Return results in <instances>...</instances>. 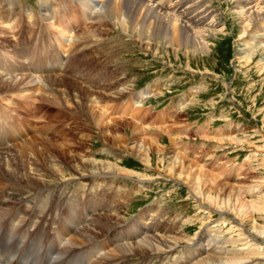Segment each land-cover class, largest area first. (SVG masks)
Wrapping results in <instances>:
<instances>
[{
  "label": "rangeland",
  "instance_id": "1",
  "mask_svg": "<svg viewBox=\"0 0 264 264\" xmlns=\"http://www.w3.org/2000/svg\"><path fill=\"white\" fill-rule=\"evenodd\" d=\"M12 1H15L11 6L13 14L15 9H19L16 16H12L6 23L13 24L12 27H9L7 31L0 29V69L8 66L9 61L12 62V59L16 58L14 45L21 42V47L29 49L25 64L27 68H22L13 61V68L7 71L3 69L5 74L3 76L10 80L15 78L20 83V89L23 87L22 83L24 85L25 82L34 80L36 77L42 78L41 82L44 83H42V90L38 92L31 90V92L0 93V111H3L0 112V148L15 154L16 150L22 151L19 145L24 144L26 140H34L40 146L39 139L46 136L54 144L52 147L57 146L55 149L58 150L55 154L60 157L59 159L64 160L65 157L94 159L99 161L98 163L104 162L103 167L107 165L118 167L114 170L115 172L113 171V176L116 175L114 178L101 165L97 170H91L90 175L107 176L99 187L88 190L95 182L94 178L89 176L90 182L86 181L78 187L70 179L78 177L77 174H82L83 171L73 172L74 163L67 165L64 163V176L45 177L48 181L61 183L50 186L57 189L49 188L47 191L62 193L58 187H63L61 190L64 189L67 196L80 191L84 200L88 195L87 192L100 191L99 195H101L102 189L105 191L112 187L109 190L111 194L114 192L130 194V201L123 208L127 210L125 215L127 221L136 218L148 208L158 211V218L160 217L164 226L162 232L165 229L174 230L175 226L178 230L170 234L184 241L181 240L179 248L177 247L171 258L161 256L148 264H171L175 256L179 257L190 246L187 239L197 238V243L201 242L198 237L203 233H206L207 239L210 235H215L221 241H227L226 249L230 251L232 248L248 243L242 236L244 232L241 231L243 228L240 226L243 224L247 230H250L248 225L250 216L234 219L232 213L223 212V214L212 210L214 208L210 205L203 206L201 200L190 193L187 184L177 180V175H172L168 171L170 167L168 162L160 161L162 154L157 152L158 149H164L165 156L169 159L172 152L176 150L184 158L197 165L200 164L202 169L218 177L221 183L219 181L215 186L207 184L206 191L214 186L215 190H221V195L225 196L230 192L231 187H240L244 189L246 200L262 205V197H264V66L262 65L264 39L259 37L255 39L256 41H251L250 44L254 46V50L251 51L253 52L252 60L244 63L240 59L242 55L239 50L243 48V44L244 48L246 47L252 36L245 34L241 37L242 25L241 20L234 13L235 4L231 0H201L207 3L210 11L217 13L220 24L218 30L221 32L208 37L210 50L203 53L197 52L190 46L172 48L167 41L139 40L131 33H124L115 26L114 28L106 20L85 21L81 10L79 8L75 10V4L68 0H50L54 11V19L51 22L42 19L39 0ZM6 3V0H0L2 11L4 10L2 8L7 7ZM65 6H73L72 13L66 11ZM22 7L25 8L23 12H21ZM26 9L31 10L33 16L28 18ZM0 21L3 22V19ZM52 22L55 24V29L51 25ZM144 36V38L148 37L147 34ZM56 38L63 40L59 43L60 46H54ZM255 44L258 46L255 47ZM59 52L60 59L64 62L61 65L60 61V66L52 60ZM31 62L33 65L30 64ZM51 63L53 66L50 65ZM59 79H65L69 91L63 84H58ZM70 81L92 89H97L95 85L102 88L114 83H127L133 90L122 99L105 100L102 103L113 121L102 130L99 121L104 108L91 109L94 113L90 111L88 114L86 95L81 97L78 94V86L75 88V83L69 85ZM53 85L55 87H52ZM149 87L153 88L156 94L146 96L140 104L141 107L134 106L141 110V116L139 115L136 121L132 120L130 110L124 113V109L130 105L129 102L134 96ZM66 91L69 93L67 98L64 96ZM78 95L82 99L78 100ZM82 108L87 112L83 113ZM97 116L100 118V120L97 118L99 121L96 120ZM162 118L163 122L157 125L156 121ZM136 124L143 125L142 129L146 134L142 135V138L150 142L155 141L148 142L147 145L152 150L150 165L130 150V143L139 137L135 131ZM99 130H102L101 133ZM105 133L116 135L119 141L113 140L110 143L103 141ZM28 156L29 161L34 162L30 153ZM38 158V167L42 169L44 161L42 163L41 158ZM25 159L28 161L27 157L23 160ZM6 160L11 159L7 157ZM26 166V172L30 174L36 172L35 166L28 164ZM181 170L177 168L174 171L178 173ZM186 172L185 175L188 174ZM84 174L89 173L84 172ZM55 178H57L56 181ZM65 179L68 181L62 182ZM0 181L3 182L2 179ZM111 182L114 184L107 186ZM3 184L7 183L0 185ZM95 184L98 183L95 182ZM30 191L28 195H25V198L30 201L28 211L39 209L43 202L38 199L33 190ZM25 205H27L26 201ZM261 207L264 208V203ZM82 210L79 207V211ZM11 212H1L0 216ZM51 212L49 209L50 215ZM17 216V222L21 225L28 219H31L34 226L41 225L40 222L33 220L29 212L26 214L17 212ZM253 218L260 226H264V211L254 213ZM75 222L74 220L73 224ZM83 224L87 226L84 219L76 222L74 227L82 229ZM51 231L53 232L52 228ZM59 231L56 233L57 236ZM250 234L252 237L249 236V241H256L253 239L255 235ZM64 235V233L59 235V247L64 243ZM236 242H238L237 245ZM257 245L262 247L256 249L257 255L250 252L243 255L255 258L246 264H264V244ZM239 252L245 253L243 250ZM134 260L136 258L132 259L131 264H141L138 260L135 263Z\"/></svg>",
  "mask_w": 264,
  "mask_h": 264
},
{
  "label": "bare ground",
  "instance_id": "2",
  "mask_svg": "<svg viewBox=\"0 0 264 264\" xmlns=\"http://www.w3.org/2000/svg\"><path fill=\"white\" fill-rule=\"evenodd\" d=\"M68 1L75 4V10L76 8L81 10L83 19H85V21L93 19L100 22L101 20H106L111 23L113 27H118V29L122 32L128 34L131 33L132 35L137 36L139 40L148 39L149 41L152 40L158 42L167 41L172 48H187L190 46L197 52L206 53L210 50V45L207 41L208 37L210 35L214 36L221 33L218 30L220 24L217 19V13L215 11H210V7L206 5V2H203L204 0H156L157 2L153 0ZM231 1L235 4V15L241 20V37L245 34H248V36H252L251 39H253H250L245 48L243 44V48L239 50L241 52L240 55H242L240 59L244 63H249V61L252 60L253 52L251 53V51L254 50L253 44H250L251 41L254 42L256 41L255 39H258L259 37L264 39V0ZM6 2L7 7L2 8L4 9L3 11L0 9V19H3V22L0 21V27H2L0 29H4L3 31H7L9 27H12L13 24L8 25L6 23L11 20L12 16H16L17 10L19 9H15L13 14V8L11 6L15 1L6 0ZM39 5L42 10V19L44 18L46 21L51 22V20L54 19V11L50 0H39ZM64 8L66 11H70V13H72L73 6H65ZM24 9L25 8L22 7L21 12H23ZM26 13L28 18L33 16V12L29 9H26ZM100 17L103 18L101 19ZM51 25H53L55 29V24L53 22ZM146 34L148 37L144 38V35ZM62 41L63 40L56 38V44L54 46H60L59 43ZM242 41H245V39ZM249 45H252V47ZM257 46L258 45L255 44V47ZM14 47L17 55L15 56L16 58H13L12 62L9 61L10 67L8 65L0 69V93H15L18 91L31 92V90L34 92L41 91L43 85L42 83L44 82H41L43 79L40 77L34 78L33 76L34 80L27 82L24 81V85L21 82L23 87L20 89V83H18L15 78L10 80V78L8 79L6 76H3L5 75L3 74V69L7 71L10 68H13L14 62L18 63L22 68H27L25 64L27 63L29 49L21 47V42L18 45H14ZM77 47L80 46L78 45ZM60 56L61 55L59 52V54H56L55 57L52 58V60L55 61V64L58 66H60ZM30 64H32V62ZM63 64L64 62L61 61V65ZM32 65L29 66L31 67ZM50 65L53 66L52 63ZM262 65L264 66V62ZM28 77L30 78V76ZM59 81L60 82L58 84H63L65 89L67 88L69 91L68 83L65 81V79H59ZM73 83H75V88L78 86V94L81 97L86 95L85 101L87 104L86 108L88 114L91 109H103L104 106H102V103L105 100L115 101L122 99L127 93L129 94V92L133 90L129 88L127 83H114L105 85L102 88L95 85L97 89L84 88L80 84L77 85V83L73 81L69 85ZM52 87L55 86L53 85ZM66 92L64 96L67 98L69 93ZM151 94L155 95L156 91L149 87L147 90L134 96L132 101L129 102L131 106L129 105L126 107L124 109V113L130 110L132 120L135 119L136 121V119L139 118L141 110L135 108L134 106L137 105L138 107H141V102L146 99V96ZM79 95L78 100L81 98ZM82 111L84 113L86 110L82 108ZM0 112L2 113L3 111ZM98 113L100 112L98 111ZM108 113L104 108L103 114L101 115V121H99L100 118H98V116L96 117V120L99 119V123L101 122L100 126L102 127V130L103 128L108 127L110 122H113ZM159 122H163V118L156 121L157 125ZM140 126L137 125L135 127V131H137L139 137H136L137 139H134L132 143H130V150H132L133 153H136L139 158L141 157V160L150 165L152 163V150L151 147L149 148L147 146L148 142L150 141L142 138V135L146 133H144L142 129L143 125L141 127ZM157 128L159 129L158 126ZM39 140L41 141L40 146H38L34 140H26L24 144L19 145V149L22 151L19 152V150H16L15 154L2 147L0 148V179L3 180V182L0 181V184L7 183L0 185V213L12 211L5 216H0V242L10 246L8 253L6 254H4L0 248V264H2V262H6L3 260V258L7 260V257H9L8 264H27V261L30 257H32L34 264H131L133 258H136V260H138L141 264H148L151 260L156 258L159 259L161 256H165L166 258L172 257L177 247L179 248L181 240H183L182 238H178L170 234L176 233L178 228L174 226V230L165 229V231L162 232V228L164 226L161 223L162 221H160V217L158 218L159 213L158 211L151 208L144 210L136 218L127 221V218L125 217L127 210H123V208L126 206V203L130 201V194L127 192H122V194L114 192L111 194L109 190L112 187H110L105 191L102 189L101 195H99L100 191H96L97 194L93 192H87L88 195L84 200H82L84 196L82 193H79L80 191H71L73 194L68 196L65 195V190H61L63 187H58L62 193H58L56 191L52 193L50 191L48 192L47 190L49 188H53L50 186L55 184L59 185L61 183H57V178H55L56 182H51L46 180L45 177L51 178L52 175L64 176V163H66V165L68 163H74L73 172L83 171V173H89L88 175L78 173V177H71L70 180L76 183L78 187L82 186L83 183H86V181L89 179V176L94 178V181L98 184L93 182V185L88 190L99 187V184L101 183L103 184V179H105L107 175H90L91 170H97L100 165L103 167L104 162L98 163L99 161L97 162V160L95 161L94 159L83 160L77 159V157H71L70 159L65 157L64 160L59 159L60 157L58 155L56 156L55 154L58 150L55 149L57 146L52 147L54 144H52L49 137L45 136ZM104 140L107 143H110L111 141L113 142V140L119 141L117 136H114L111 133H105L103 141ZM154 142L155 141L150 143ZM159 145L158 147H160ZM59 149L61 150V148ZM175 151L176 150L172 152V155L169 157V159H167L165 156L166 154L164 149L161 148V150L158 149L157 151L158 153L162 154L160 161L165 163L168 162L170 166L168 171L172 175H177V180L185 182L189 187L190 193L195 198L201 200L200 202L203 206L207 204L208 206L210 205L212 208H214L212 210H217L216 212H225L226 214L232 213L234 214V219L240 217L245 218L247 215H249L250 220H248V223L250 224L248 225H250V230H247V227L245 225L243 226V224L240 226L243 228L241 231L244 232L242 233V236L245 238L244 240L248 241V243H244L243 245L232 248L231 251L226 249L228 242L224 240L221 241V239L215 235H210L207 239V235H205L206 233H203L201 234L202 236L200 235L198 237L199 241H201L198 243L197 238H189L187 239V243H189L190 246L187 247L186 252H181L182 254H180L179 257L175 256L173 261L170 263L246 264L247 262L254 260L255 258L253 256L243 255L248 252H250V254H256V249L258 250L262 248L257 244H264V226H260L258 223H256V221L253 220L254 213L264 211V208L261 207L264 203V197H262V205H257L256 202H249L244 197V189L242 190L240 187H231V190L228 194L225 196L221 195V190L219 191V189H214V186L220 181H218V177L209 174L208 171L202 169V167L199 166V163V165H197L192 161H189L187 158H184V156L179 154L178 151ZM29 153L33 156L34 162L32 160L29 161ZM49 154L51 156H49ZM7 157H10L11 160H6ZM26 157L28 161L26 159V161L23 160ZM38 157L41 158L42 163L44 161L42 169L41 167H38ZM26 164L29 166H35L34 170L36 172L34 171L35 173L33 174L26 172ZM104 168L108 170V174H111L112 178L116 176H113V171L118 169V167L115 168L113 165H107V167H103V169ZM177 168L182 170L178 171L177 173L174 171ZM183 169H185V171ZM127 172L129 173V171ZM185 172L188 174L185 175ZM121 174L123 175V172ZM67 181L68 180L65 179L62 182L65 183ZM219 183H221V181ZM112 184L114 183L111 182V184H107V186H111ZM207 184L214 186L209 187L208 191H206ZM30 190H33L38 199L43 203H41L39 209L28 211L30 201L25 198V195H28L31 192ZM25 201L27 205L24 206ZM103 201L104 205H102ZM79 207L83 210L79 211ZM49 209L52 211L51 215L49 214ZM17 212L22 214L29 212L33 217V220L35 222H40L41 225L34 226L31 219H28L23 225L19 224L17 222ZM83 219L86 221L87 226L83 224L82 229L79 227H74L76 222H79ZM223 219H225V217ZM74 220L76 222L73 224ZM51 228L53 232L51 231ZM57 231H59V235L63 233L65 234L64 243L61 244V247H59L60 239L59 235L57 236L56 234ZM249 233H252L256 236H253V239L256 240L253 241L254 243L252 240L249 241V236L252 237L251 234L249 235ZM237 243L238 242H236V245ZM21 246L24 247L23 256L28 253L23 258L20 252ZM239 250H243L245 253H240ZM15 257H17V259H15ZM60 257H62L63 260ZM136 260H134V262Z\"/></svg>",
  "mask_w": 264,
  "mask_h": 264
}]
</instances>
